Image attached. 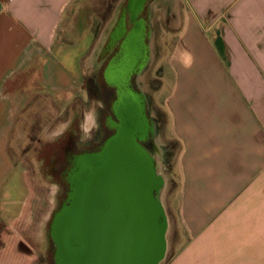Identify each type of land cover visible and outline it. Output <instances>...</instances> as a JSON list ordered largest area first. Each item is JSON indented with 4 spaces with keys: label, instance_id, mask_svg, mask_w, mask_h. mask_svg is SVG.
I'll return each instance as SVG.
<instances>
[{
    "label": "crops",
    "instance_id": "0c3cea01",
    "mask_svg": "<svg viewBox=\"0 0 264 264\" xmlns=\"http://www.w3.org/2000/svg\"><path fill=\"white\" fill-rule=\"evenodd\" d=\"M79 1L0 0V181L19 166L29 96L80 91L81 48L62 41ZM169 4L182 15L162 104L180 147L179 242L163 264H264V0Z\"/></svg>",
    "mask_w": 264,
    "mask_h": 264
},
{
    "label": "rangeland",
    "instance_id": "374dc122",
    "mask_svg": "<svg viewBox=\"0 0 264 264\" xmlns=\"http://www.w3.org/2000/svg\"><path fill=\"white\" fill-rule=\"evenodd\" d=\"M117 1L80 0L78 3L81 6L80 12L76 13L78 9H75L72 14L74 20L65 26L62 41L67 42L68 39H72L73 43L81 48L79 87H81L82 77L89 73L88 56L92 47L90 43L93 26L97 21L101 24L105 20L108 6L114 5ZM180 17L182 15L179 13L171 17L172 21L169 16L165 19L161 15L159 19L154 18L152 46L154 53L141 81V89L149 101V113L158 123L153 137L156 148L154 160L157 162V174L162 178V184L164 183L160 201L167 223L166 247L164 257L158 264H163L167 260L179 242L177 238L179 235L177 158L180 147L167 129V116L162 109V104L173 85L172 57L174 45L179 40ZM18 86L17 78L16 81L7 82L5 87L7 90H13ZM38 89H36L37 93L29 96L25 105L26 109L33 108L32 114L23 113L18 116L33 118L25 137L17 138L13 143L14 152L11 149L15 153L13 160L19 166L7 176L6 180H3V177L0 181V264H48L50 259L47 257V250L49 244H52L50 226L54 214L62 203L61 198L65 197L62 183H60L63 180L60 179L57 182L52 173L49 174V169L39 163V157L34 153L23 154L22 149L28 144L27 138L31 135L30 133L38 135L43 141H53L57 138L55 137L57 133L70 127V121L74 115L77 119L75 121L77 140L81 144L87 141L83 130L93 125V119L89 114L94 108L82 90L76 93L74 89L64 94L61 100H56L51 98L50 94H39ZM37 117L42 119L40 128ZM62 154L59 150V163L62 162Z\"/></svg>",
    "mask_w": 264,
    "mask_h": 264
},
{
    "label": "water",
    "instance_id": "95a60500",
    "mask_svg": "<svg viewBox=\"0 0 264 264\" xmlns=\"http://www.w3.org/2000/svg\"><path fill=\"white\" fill-rule=\"evenodd\" d=\"M125 107L117 134L75 161L50 226L56 264H158L164 257L162 181L154 152L141 144L152 126L142 96Z\"/></svg>",
    "mask_w": 264,
    "mask_h": 264
},
{
    "label": "flooded vegetation",
    "instance_id": "af4514ba",
    "mask_svg": "<svg viewBox=\"0 0 264 264\" xmlns=\"http://www.w3.org/2000/svg\"><path fill=\"white\" fill-rule=\"evenodd\" d=\"M169 11L168 0H118L109 5L105 20L101 24L97 21L93 26L89 73L82 77L80 88L95 109L98 129L93 128L91 138L80 144L75 131L77 119L73 115L70 127L63 129L53 141H43L33 133L27 138L23 154L34 153L57 182L63 180L60 181L63 196L69 189V176L75 170L76 159L99 151L105 141L117 134L126 120L125 106L132 96H142L143 114L153 131L141 144L149 153L154 152L153 137L158 123L149 113V101L141 89V81L154 53V18L159 19L160 15L164 19L171 18L173 14ZM97 102H102L103 107ZM59 150L63 153L60 163ZM47 251L48 264H56L53 244H49Z\"/></svg>",
    "mask_w": 264,
    "mask_h": 264
},
{
    "label": "clouds",
    "instance_id": "9594fccd",
    "mask_svg": "<svg viewBox=\"0 0 264 264\" xmlns=\"http://www.w3.org/2000/svg\"><path fill=\"white\" fill-rule=\"evenodd\" d=\"M97 103H98L99 107H101V108L103 107L102 102H97ZM89 115H90V118L93 119V125H92V127L85 128L83 130L84 131V138L85 139H90L91 138L90 133L93 130V128L98 129V127H99L98 123L96 122V116H97V114L95 113V109H93L92 112Z\"/></svg>",
    "mask_w": 264,
    "mask_h": 264
},
{
    "label": "bare ground",
    "instance_id": "6f19581e",
    "mask_svg": "<svg viewBox=\"0 0 264 264\" xmlns=\"http://www.w3.org/2000/svg\"><path fill=\"white\" fill-rule=\"evenodd\" d=\"M161 179H162V178H161ZM163 184H164V183H163ZM163 184H162V185H163ZM167 219H168V218H167ZM165 240H166V239H165Z\"/></svg>",
    "mask_w": 264,
    "mask_h": 264
}]
</instances>
